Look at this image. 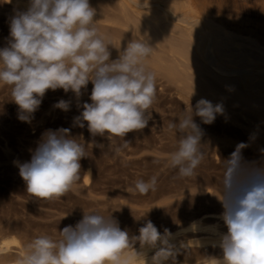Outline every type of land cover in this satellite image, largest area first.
Here are the masks:
<instances>
[{"label": "clouds", "instance_id": "1", "mask_svg": "<svg viewBox=\"0 0 264 264\" xmlns=\"http://www.w3.org/2000/svg\"><path fill=\"white\" fill-rule=\"evenodd\" d=\"M96 15L90 0H27L23 9L14 7L7 20L6 45L0 47V86L10 88L18 120L31 124L49 90L71 92L79 101L91 82V102L77 103L82 110L73 117L72 127H87L93 138L106 137L112 151L119 154L129 145L124 137L144 129L152 119L149 109L156 83L145 60L153 47L147 40L131 39L111 59V38L99 32ZM224 87L228 93L236 90L234 85ZM225 100L201 97L178 123L168 125L180 136L169 162L181 178L193 176L204 159L203 125H212L220 116L228 121ZM71 104L60 99L53 108L68 112ZM114 138L123 144L116 145ZM256 138V133H250L249 140L238 142L226 158L219 199L223 211L217 217L226 231L211 226V244L220 249V255L211 258L212 264H264V163L243 155L251 146L249 141ZM86 145L71 135V128L46 129L31 150V159L13 162L26 191L46 200L62 197L81 179V160L88 158ZM87 173L91 176L90 170ZM156 183L155 176L147 182L137 180L135 191L147 194ZM191 227L195 231L196 223ZM59 231L58 240L40 235L27 243L19 264H178L177 257L186 248L184 242L179 246L173 242L169 229L161 233L151 220H145L138 235H130L112 216L94 212L83 213L75 225Z\"/></svg>", "mask_w": 264, "mask_h": 264}, {"label": "rangeland", "instance_id": "2", "mask_svg": "<svg viewBox=\"0 0 264 264\" xmlns=\"http://www.w3.org/2000/svg\"><path fill=\"white\" fill-rule=\"evenodd\" d=\"M201 2L208 5L207 12L210 14L206 12L207 7L205 10L198 9L200 13L204 11L201 15L206 21L227 27L233 35L247 40L264 39V0ZM90 4L99 15L94 17L99 32L111 38L114 47L110 49L111 59L118 57L117 49L125 47L126 41L140 39L124 26L114 23L122 19L117 0H90ZM203 4L200 3V6ZM14 7L8 0H0V47L6 45L9 35L7 20ZM146 40L149 44L153 43ZM150 45L154 49L152 55L156 50L160 52L154 43ZM151 54L146 58L145 65L155 75L156 95L149 109L152 119L144 129L130 132L124 137L129 145L119 154L112 151L106 137L93 138L87 127H72L73 117L82 110L77 103L91 102V82L79 101L71 92L66 94L62 89L49 90L31 124L18 120V106L11 102L10 88L0 86V241H11L9 261L17 260L19 251L25 254V245L35 237L48 235L58 240L59 230L67 225H75L83 213L91 212L112 216L121 229H127L130 235H138V229L145 220H151L161 233L165 228L173 234L179 232L178 241L186 243V248L177 257L178 264H201L220 255L219 248L197 244V241L208 236L204 235L203 230H192L191 226L194 222H201L203 226L219 225L221 231H226L223 222L217 219L223 211L219 199L226 158L238 142L247 141L250 133H256L258 138L249 141L251 146L244 149L243 155L247 160L264 163V113L258 114L243 105L226 102L228 121L225 122V118L220 116L212 125H203L206 131L201 146L204 159L193 176L181 178L178 170L172 168L169 162L180 136L170 131L168 125L178 123L186 109L201 97L197 94L192 96L194 87L190 82L169 77L162 65L158 66L150 60ZM60 99L72 101L70 111L53 108ZM60 127L71 128L72 136L85 141L88 158L81 160L80 181L62 197L51 200L37 198L26 191L19 168L13 162L29 161L31 150L37 146L41 134L46 129ZM114 139L116 145L123 144V140ZM86 170L91 171L87 184L82 181ZM153 176L157 178L154 191L144 195L135 191L137 180L147 182ZM138 247L139 244L134 246L135 249Z\"/></svg>", "mask_w": 264, "mask_h": 264}, {"label": "bare ground", "instance_id": "3", "mask_svg": "<svg viewBox=\"0 0 264 264\" xmlns=\"http://www.w3.org/2000/svg\"><path fill=\"white\" fill-rule=\"evenodd\" d=\"M117 1L121 7L122 19L114 23L124 26L141 40L148 39L158 46L160 52L157 53L155 49L156 52L151 54L150 60L158 66L162 65L169 77L181 82H190L198 96L213 102L226 97L225 104L231 101L258 114L264 113V39L251 41L248 38L247 40L233 35L227 27L215 26L210 21H206L201 14L206 7V12L208 11V5L203 4L201 0L199 1L203 7L200 6L199 1L195 2V0ZM26 3L27 0H12V4L21 9L26 6ZM197 3L200 7L196 6ZM202 8L200 13L198 9ZM209 10L212 11L211 8ZM123 48L124 46L120 50ZM117 53L119 54L118 50ZM226 84L234 85L235 92L228 93L224 87ZM88 171L86 170L82 177L85 184L90 177ZM196 229L205 231L204 235L208 236L207 239H201L196 243L203 246L212 245L211 241L214 238L212 227L196 222ZM177 234L179 232L174 234L173 242L176 241L175 243L179 246ZM10 243L11 241L8 240L0 241V264H19L20 258L24 255L22 251H19L18 259L9 261L11 260L8 252ZM136 250L139 251L140 248ZM130 251L126 250V254L131 255ZM152 254L154 250L149 252V256ZM201 264H212V260H206Z\"/></svg>", "mask_w": 264, "mask_h": 264}]
</instances>
